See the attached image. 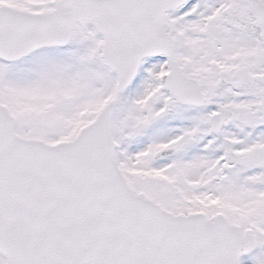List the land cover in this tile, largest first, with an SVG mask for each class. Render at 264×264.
<instances>
[{
    "label": "snow or ice",
    "instance_id": "snow-or-ice-1",
    "mask_svg": "<svg viewBox=\"0 0 264 264\" xmlns=\"http://www.w3.org/2000/svg\"><path fill=\"white\" fill-rule=\"evenodd\" d=\"M0 264H264V0H0Z\"/></svg>",
    "mask_w": 264,
    "mask_h": 264
}]
</instances>
